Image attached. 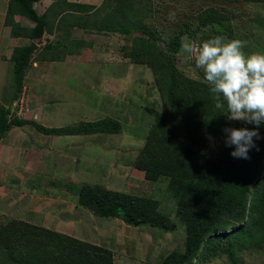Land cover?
Masks as SVG:
<instances>
[{
  "label": "trees",
  "instance_id": "16d2710c",
  "mask_svg": "<svg viewBox=\"0 0 264 264\" xmlns=\"http://www.w3.org/2000/svg\"><path fill=\"white\" fill-rule=\"evenodd\" d=\"M38 1L7 0L3 24L10 28L11 36L29 42L14 46L9 56L10 90L0 100V138L10 128L24 125L46 135L120 133L121 123L113 118L46 127L11 117L10 108L20 96L34 58L60 62L80 53L86 42L72 37L74 27L131 35L123 55L130 63L150 70L161 102L134 166L146 180L167 177V190L176 202V221L159 211L157 199L97 184L78 186L76 203L96 216L130 226L169 231L176 222L183 225V249L168 252L159 264H200L219 257L227 264H242L241 253L262 250L264 123L258 129L261 138H254L259 151L250 150L249 160L231 157L234 146L225 145L223 129L255 126L244 122L232 126L225 116L226 107H216L203 70L195 78L177 66L184 30L166 38L149 29L146 20L151 15V0H102L97 6L52 0L41 14L34 8ZM20 16L33 25H23L17 19ZM0 264H114V259L111 250L102 245L9 218L0 222Z\"/></svg>",
  "mask_w": 264,
  "mask_h": 264
},
{
  "label": "rangeland",
  "instance_id": "374dc122",
  "mask_svg": "<svg viewBox=\"0 0 264 264\" xmlns=\"http://www.w3.org/2000/svg\"><path fill=\"white\" fill-rule=\"evenodd\" d=\"M6 4L7 0H0V100L10 90L12 48L29 42L11 36L4 26ZM35 9L41 11L39 3ZM161 10L165 22L159 11L156 23L162 30L152 20L146 23L162 37L183 29V43L194 48L223 36L245 41L246 54L264 53V3L169 0ZM17 19L33 25L24 17ZM72 37L86 42L80 53L60 62L33 59L20 96L11 105V117L46 127L113 118L121 123V132L46 135L31 125L10 128L0 138V222L23 219L102 245L111 250L114 264H159L168 252L183 249V225L176 222L169 231L126 225L92 214L76 203L75 195L78 186L87 183L151 197L158 200L160 212L176 221V202L167 190V177L149 181L134 166L153 113L161 108L152 74L124 57L131 35L74 27ZM176 64L190 77L201 76L195 53L181 47ZM241 122L230 121L232 126ZM240 255L242 264H264V247ZM200 264L227 263L219 257Z\"/></svg>",
  "mask_w": 264,
  "mask_h": 264
},
{
  "label": "clouds",
  "instance_id": "9594fccd",
  "mask_svg": "<svg viewBox=\"0 0 264 264\" xmlns=\"http://www.w3.org/2000/svg\"><path fill=\"white\" fill-rule=\"evenodd\" d=\"M245 41L226 40L223 36L208 39L197 48L184 42L186 53H195V66L203 70L217 108L227 109L229 121H243L255 127H225L224 143L233 147L230 156L249 160L252 149L259 151V127L264 123V53L246 54ZM255 138V140H254Z\"/></svg>",
  "mask_w": 264,
  "mask_h": 264
},
{
  "label": "crops",
  "instance_id": "0c3cea01",
  "mask_svg": "<svg viewBox=\"0 0 264 264\" xmlns=\"http://www.w3.org/2000/svg\"><path fill=\"white\" fill-rule=\"evenodd\" d=\"M51 1L52 0H39L38 2H35L34 3V8H35V4L36 3H39L40 8H41V11L39 13L38 12L37 13L38 14H41L47 8V6L51 3ZM69 1L80 2V3H87V4L96 5V6L99 5L102 2V0H69ZM168 1L169 0H151V15L149 16V18L147 20L148 21L149 20H152V24L156 23V21H157V17L156 16H157L158 12L160 11V15H161L160 19H161V22L162 23L165 22V17L166 16L163 14V11L161 9L164 7V3H167ZM21 17H23V16H20V18ZM28 26H31V25H28ZM5 27L6 28H9L8 26H5ZM157 27L159 29H161V30L163 29V27L158 26V24H157ZM9 31H10V29H9Z\"/></svg>",
  "mask_w": 264,
  "mask_h": 264
}]
</instances>
